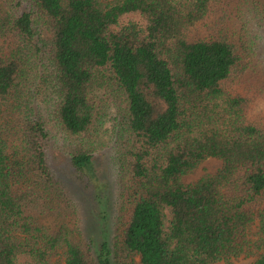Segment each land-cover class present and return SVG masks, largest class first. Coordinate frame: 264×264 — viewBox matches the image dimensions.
<instances>
[{
    "label": "trees",
    "instance_id": "16d2710c",
    "mask_svg": "<svg viewBox=\"0 0 264 264\" xmlns=\"http://www.w3.org/2000/svg\"><path fill=\"white\" fill-rule=\"evenodd\" d=\"M26 1L19 12L0 0V264H214L249 255L264 264V117L250 115L238 87L258 37L221 18L214 34L198 31L217 8L224 16L229 0ZM256 17L264 21V1ZM39 25L50 34L39 77L56 93L50 119L82 139L69 163L89 181L100 144L92 128L108 113L97 90L125 102L129 211L120 240L84 242L74 196L50 167L49 123L33 105L38 76L28 69ZM209 157L221 160L216 173L183 182Z\"/></svg>",
    "mask_w": 264,
    "mask_h": 264
},
{
    "label": "rangeland",
    "instance_id": "374dc122",
    "mask_svg": "<svg viewBox=\"0 0 264 264\" xmlns=\"http://www.w3.org/2000/svg\"><path fill=\"white\" fill-rule=\"evenodd\" d=\"M14 11H24L28 8L26 0H5ZM108 1V0H105ZM264 0H229L223 9H227L224 16L216 9L206 22L198 27L201 35L210 36L220 30L216 26L218 19H223L233 29L239 30L243 25L249 27L251 35L258 37L252 46L251 56L246 66L243 81L238 83L239 90L250 98L249 111L255 119L264 117V21L256 17L257 11L262 10ZM133 19L139 22L136 15H128L123 20ZM215 22V25H213ZM38 33L33 40L40 50L32 49L28 53V69L31 74L38 76L36 99L33 103L35 110L49 123L48 160L51 169L71 190L77 203L76 220L80 237L88 242L91 237L97 242L105 236L109 242L120 240L125 221L128 216L126 183L127 176L121 171V162L124 158L125 147L129 134L125 131L124 107L125 102L119 92L107 88L97 90V98L107 106L108 113L100 122H95L92 130L100 144L92 153L95 177L89 181L85 174L75 171L69 163L71 145L80 143L79 139L67 137L53 125L50 114L54 113L53 104L56 93L50 85L44 83L41 73L49 63L46 55L48 47L42 41L49 38V31L39 25ZM37 52V54H34ZM26 53V51H25ZM45 119V120H46ZM92 137V135H91ZM81 139V140H80ZM221 167V160L209 157L189 175L182 178L189 183L203 176L214 174ZM254 255L240 256L229 261H219L214 264H253Z\"/></svg>",
    "mask_w": 264,
    "mask_h": 264
}]
</instances>
